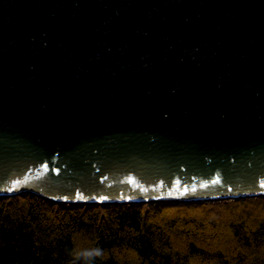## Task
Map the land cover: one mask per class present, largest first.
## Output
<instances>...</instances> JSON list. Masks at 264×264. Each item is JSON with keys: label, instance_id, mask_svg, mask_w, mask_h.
I'll use <instances>...</instances> for the list:
<instances>
[{"label": "water", "instance_id": "95a60500", "mask_svg": "<svg viewBox=\"0 0 264 264\" xmlns=\"http://www.w3.org/2000/svg\"><path fill=\"white\" fill-rule=\"evenodd\" d=\"M264 199V0H0V200Z\"/></svg>", "mask_w": 264, "mask_h": 264}, {"label": "trees", "instance_id": "16d2710c", "mask_svg": "<svg viewBox=\"0 0 264 264\" xmlns=\"http://www.w3.org/2000/svg\"><path fill=\"white\" fill-rule=\"evenodd\" d=\"M0 264H264V199L78 209L0 200Z\"/></svg>", "mask_w": 264, "mask_h": 264}, {"label": "clouds", "instance_id": "9594fccd", "mask_svg": "<svg viewBox=\"0 0 264 264\" xmlns=\"http://www.w3.org/2000/svg\"><path fill=\"white\" fill-rule=\"evenodd\" d=\"M92 254H94L96 256H100V255H102V250L99 248H96Z\"/></svg>", "mask_w": 264, "mask_h": 264}]
</instances>
